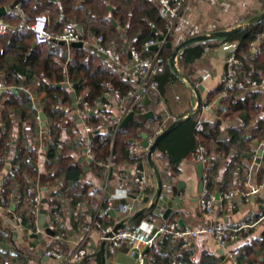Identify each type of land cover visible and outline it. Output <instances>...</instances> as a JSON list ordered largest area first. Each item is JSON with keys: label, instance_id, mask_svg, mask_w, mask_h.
I'll use <instances>...</instances> for the list:
<instances>
[{"label": "trees", "instance_id": "16d2710c", "mask_svg": "<svg viewBox=\"0 0 264 264\" xmlns=\"http://www.w3.org/2000/svg\"><path fill=\"white\" fill-rule=\"evenodd\" d=\"M17 1L19 0H0V7L9 4L13 6ZM258 1L261 6L252 8L248 17L264 10V0ZM58 4L59 7L53 0H24L23 9L28 22H32L40 14H46L49 18H59L64 14L62 28L65 23L77 22L84 30V39L89 40L93 35L103 36L106 45L123 51L122 54L126 58L127 53L123 49L125 39L142 56L147 57L154 52L146 48V43L159 41V37L166 33L168 21L162 15L156 0H61ZM2 19L11 25L10 32L6 36H0V49L4 51L0 55V82L5 78L6 87L9 89L7 92L9 96H6L5 100L4 95L0 97V123L3 122L6 127V132L0 136V174L8 177L4 197L8 203L11 194L17 191L25 193L39 180V154L24 135L15 145V156L9 158L13 146L14 123L11 119L13 114L19 115L21 122L30 125L34 136L35 130L37 133L39 130L36 124L37 113L31 110L32 103L28 100V93L24 90L18 94L10 92L13 87L18 88L26 83L38 92L45 93L42 107L49 119L48 129L54 141V145H49L47 152L46 170L49 174L48 182L55 188L50 196L54 199L52 206L58 205L60 210L56 209L55 214L63 216L64 201L69 199L73 206L80 204L83 206L90 199V195L86 193L87 183H83L88 171L79 162L74 163V158L69 154L68 144L73 141L71 136L66 141L62 140L63 125H69L62 107L70 106L73 100L70 89L58 85L67 81L74 87L76 99L83 96L90 104L94 111L90 116L92 127L101 123L99 114L104 111L98 108L100 104L110 100L107 94L114 91L125 94L135 88V85L124 80L118 70L102 61L90 48L66 44L38 46L34 44L33 35L27 30L22 16L9 12ZM114 21L125 34L114 26ZM262 33L264 22L257 23L227 39L193 44L185 48L178 58L185 75L198 85L196 66L203 60L206 49L225 43L238 44L234 52L239 61L236 65L238 73L236 85L228 88L222 83L207 96V102L214 104V113L218 120L204 121V130L198 132L196 126L199 114H196L164 138L157 150V160L164 162L178 174L180 164L190 157L198 160L199 147L205 146L216 164L215 168H204V173L207 174L205 182L213 193L218 190L222 193L229 192L231 188H237L240 193L247 192V188H241V182L247 183L250 165L256 161L254 160L256 144L264 143V88H252L254 82L261 83L264 78V41L260 52H254L251 47ZM111 41H115V45H109ZM169 42L173 43V40ZM173 51L167 46L161 51L164 63L155 79L158 84L157 90L149 93L151 105L160 101L178 105L175 100L176 94L180 95L183 103L191 101V91L170 66ZM224 93H227V97H223ZM142 108L146 110L148 106L142 105ZM190 111L191 108L178 114L172 111L174 114L168 115L170 120L167 123L165 122L168 116L161 114L157 121L166 129L173 123L174 118L178 120ZM141 113H143L141 109L135 111V114ZM223 123L228 124L226 130L222 127ZM144 133L148 136L152 134L137 120H132L126 127L121 128L115 138L109 127L105 131L96 132L91 136L94 160L90 168L95 174L102 176L105 168L102 164L108 162L111 154L116 156L120 165L132 164L135 160L129 153L131 141L142 140ZM73 145L77 146L75 143ZM86 145L88 140L83 139L79 146ZM9 159L12 166L19 165L16 172L6 173L5 166ZM146 160V157L140 158L141 162ZM258 175V179L264 182V166ZM139 193L135 188L133 194L139 196ZM29 209L30 214L22 216L23 223L36 228L35 213L30 207ZM145 219L147 218L144 214L126 229H134ZM98 223L102 228H108L114 227L117 220ZM2 237L0 233V241ZM173 242L177 246H173ZM182 245V242L166 237L154 247L145 250V254L151 264H192L187 252L183 255L176 252ZM239 249L242 252L240 260L243 263L256 264L264 253V232L260 238L249 241ZM210 264H214V261Z\"/></svg>", "mask_w": 264, "mask_h": 264}, {"label": "crops", "instance_id": "0c3cea01", "mask_svg": "<svg viewBox=\"0 0 264 264\" xmlns=\"http://www.w3.org/2000/svg\"><path fill=\"white\" fill-rule=\"evenodd\" d=\"M53 1L56 3V6L59 7L58 3H60L61 0ZM23 2L24 0H19L15 4L22 3L23 5ZM82 2L83 1H81L80 4H82ZM15 4L13 6H15ZM232 5V10H230L229 13H234L235 15L230 20L232 22L230 25H226L224 19L222 20L221 25L220 17L222 16V9L219 7L211 6L208 0H185V14L196 23H200L202 25L217 23L220 24L222 29H226L234 26L235 24H238L245 19L251 18V16H248L251 14L250 12L252 8L255 9V7L259 8L261 6L258 0H232ZM244 5L246 6L245 10L243 9ZM13 6L10 4L6 6V8L8 9V13L13 12L9 10ZM240 8L245 13L244 17L242 16V18H240L241 16L238 11ZM61 23L62 22L58 17L50 18V30L56 34L61 33L63 29ZM118 30L123 31L121 27L120 29L118 28ZM122 34L125 33L122 32ZM97 38L98 37L93 35L89 38V40L84 39L85 41L81 42L83 45L80 48H84L86 47V45H88L87 48H90V50H92V52L95 53L102 61L109 63L114 69L118 70L111 64V62H109L108 59L100 56L93 49L92 46ZM228 45L222 44L215 48H210L209 51H206L203 60L196 66V73L198 77L197 86H204V91L201 92L203 98V106L197 114H199V118L202 117L204 121L218 120L217 115L214 113V104L207 102V96L210 92L217 89L222 84V81L226 76L227 62L232 55L231 48L228 47ZM128 46L129 44L125 39L123 49L127 53V59H129ZM118 72L122 74L123 79L128 83L135 85V87L138 85L139 75L135 69H133L129 73L120 70H118ZM0 84H3L4 87L0 89V97L1 95H4L3 98L5 100L7 98L6 96H9L7 93L9 89H7L8 87H6L5 78L2 79V82H0ZM184 84L189 88L192 95L191 101L188 103H183L180 95L178 94H176L175 96V100L177 101L176 103H178V105L170 104L167 101H160L157 104L151 105L149 96L148 103L145 104L144 98L143 105L148 106V109L144 110L143 113L152 110L155 112L156 117L155 119L141 122L144 124V127H146L148 131H151L153 133L154 127L157 124H160L157 120L161 114H166L168 116L174 114L172 113V111L178 114L185 112L186 110H188V108H191L192 111L196 107L197 98L194 91L186 82H184ZM69 85L73 100V96H75L74 87L71 84ZM14 89H16V93L13 91ZM21 90L27 92L28 96L30 93L36 94L37 101L41 106V110H43L42 101L44 100L45 93L38 92L35 88L27 86L26 83L18 88L13 87L10 92L18 94ZM79 104V99H76L75 96V104L73 101L70 106L62 107V110L66 114V121L69 123V125H71L70 127H68L69 125L66 124L63 125L62 140L66 141L67 139H70L71 136L73 141L69 142L68 144L69 154L74 158V163L79 162L88 171L83 183H87L88 185L86 193L90 195V199H88V201H86L83 206L80 204V206L78 205L76 207L71 204V200L68 199L67 201H64L65 210L63 216L61 214H55V209L52 206V203H49V201L46 204L43 203L41 209L44 208L48 210L46 222H48L49 224H54L57 216L60 218V220L59 222H57V231L55 232L54 236H50L45 233V230H41L43 239L40 240V243L37 245L35 243V239H32L28 236L34 233H39L37 232V228H39V225L36 224L35 221L34 223L36 228H31L29 225H24L22 216L23 214H30V207L35 213L34 215L36 219L39 221L40 211L37 213L27 202H25L24 204L22 203V206H15L11 198L9 202L6 203V198L0 192V233H2L3 235L2 241H0V264H62L61 261L56 260L48 259L47 261H45L44 253L46 251H58L63 256H71L82 245H87L88 248L96 249V253L87 257L82 262L73 264H138L137 250L130 251L129 249L124 248L122 250H119L115 255L110 256L108 255L105 247V255L103 256V242L100 238V230L95 227L89 234V236H87L83 232V229L85 227L92 225L94 222L99 221L102 223H107L111 222L112 219L118 220L117 215L113 216V214H111L110 212L106 213L105 204L103 203V196L115 194L120 185L125 182V180L120 176L122 172H127L128 181L131 179L132 174L130 171L132 164L120 165L117 162V167L111 172H108L106 168H103L104 170L102 171V176L95 174V171L90 168L91 163L89 162V157L85 152V148L87 147V145L86 147L79 146L80 142L83 139H89V136L85 133L84 130V122L78 116ZM205 105L210 106V108L206 109ZM98 109H101V104ZM170 109H172V111ZM96 112L97 111H95V113ZM11 119L14 123V128L12 131L13 146L11 148L9 158L15 156V145L24 135V138L28 139L27 141L31 142V147L35 148L39 154V180L35 184L41 187V190L44 193V198L48 199V197L50 198V196L55 191V188H52V186L48 182L49 174L46 170V165L48 162L47 152L49 150L50 144L48 143V140L42 131V128L44 127H42V123L39 124L36 119V124H38L39 130L38 133L35 130L36 135L34 136L35 133L31 131L30 125H28V123L26 122H21V118L19 115L16 116L13 114ZM169 120L170 119L168 116L165 123H167ZM48 126L49 119L47 117V129ZM222 127L226 130L228 128V124L223 123ZM2 128L5 129L6 132V127L3 122L0 123V130ZM1 135L3 134L0 132V136ZM144 135L148 136L147 133H144L142 140L131 141V143H142L145 140ZM73 143L77 144V146H74ZM157 153L158 152L154 154V159L158 164L163 181L162 195H165L168 186H172L173 192L166 195L172 196L175 195V193H178L181 198V208H177V205L175 204L169 219H173L183 227H198L207 223L208 220L201 213L198 203L200 194L199 185L201 182V179L199 178V166L202 164L199 162V160H197V158L190 157L180 164L179 173L176 174L164 162L157 160ZM141 157L147 158V156H145L144 154L140 155L139 159ZM81 158L85 159L82 163L80 162ZM254 160H256L255 163L253 162L249 168L247 183L245 184V182H241V188H247L248 192L252 186H261L260 192L256 195H250L248 197L241 196L242 193L247 192H241L239 196H236L235 198L225 202L224 211L217 213L213 218V221L216 224L220 225L231 227L246 226L242 231H240L237 240L229 245L228 250L241 248L249 241L260 238L262 233L264 232V182L258 179L259 170H261L264 166V143L256 144L254 151ZM143 163L146 171L152 177V182L143 191L138 190L140 192L139 196L133 194V196L139 198V202L137 203V211L151 204L159 187L158 180L149 165L148 158L146 162ZM15 166L19 165L16 164L12 166L11 159H9V162L5 166L6 173L8 171L16 172L14 170ZM202 172H204V166H202ZM180 182L181 189L178 190V184ZM230 191L238 190L237 188H231ZM146 197H149V202L144 204V199ZM123 201L124 200H116L115 208H117L118 204ZM52 209L54 211H52ZM160 214L163 213L161 211L154 210L146 213L145 215L146 218H149L150 216L155 217L156 225H158L162 222ZM19 218L22 219V223L18 222ZM133 221H129L125 228L132 224ZM84 225L86 226L81 230ZM25 237H28L29 239L25 240ZM173 246L177 245L173 242ZM221 251L223 252V254H220ZM176 252L178 254L180 253V255H183L187 252L190 255L188 259H191L190 261L192 262V264H210L212 263V261H214V264H233L227 258V250L222 249L218 245L217 241L211 236H200L195 242L194 250L184 248L182 245L180 246V248H177ZM262 257H260L258 261L260 264H264V259Z\"/></svg>", "mask_w": 264, "mask_h": 264}, {"label": "built area", "instance_id": "2783aa9c", "mask_svg": "<svg viewBox=\"0 0 264 264\" xmlns=\"http://www.w3.org/2000/svg\"><path fill=\"white\" fill-rule=\"evenodd\" d=\"M159 3L161 13L164 18L167 19L166 33L162 35L164 41H150L146 43V48H151L158 45L159 48L151 56L144 57L139 51L133 46H128V53L131 54L129 59L125 58L117 48L113 46H108L105 44L104 37L100 36L95 40L93 44V49L100 56L105 57L111 62V64L120 71L131 72L133 69L139 75L138 85L129 90L127 93H122L120 91H114L111 94H107L110 100L101 105V109L104 111L99 114L101 118V123L92 127L90 125V116L94 112L90 104L85 100L84 97L79 98L81 106L78 108V116L84 122L85 133L89 136L87 145V155L90 159L94 160V153L92 150V139L96 132L105 131L108 127L111 129L114 138L118 135L120 129L122 128L123 122L128 115L131 113L135 114L136 110L142 108L144 98L149 96L150 92L157 90L158 84L156 82V76L160 73L161 68L164 63V59L161 55L162 49L166 46L167 42L171 39L173 40L174 46H179L184 41L194 38L206 33L221 30L220 24L209 23L202 25L192 21L185 14V0H157ZM211 6L219 7L223 11L228 12L232 10V0H208ZM9 10L23 16L24 22L27 30H29L34 39V43L38 46L41 45H60L66 44L71 46L74 43L84 42V30L77 22L65 23L61 33L56 34L50 30V18L47 15L40 14L34 18L32 22L27 21V16L24 12L22 3H18ZM59 20L65 21V15L61 14ZM240 23V22H239ZM11 30V25L3 19H0V36H6ZM264 41V33L260 34L257 39L252 43L251 47L254 52L261 51V45ZM88 44V43H87ZM228 45V43H225ZM88 45H86L87 47ZM228 47L231 48L232 55L228 59L226 76L224 77L222 83L226 87L232 88L236 85L238 80V73L236 65L239 61L235 57V50L238 48V44H229ZM209 51V49H206ZM4 53L0 50V55ZM4 88L3 84H0V89ZM253 89H263L264 88V78L261 83L254 82L252 85ZM223 97H227V93H224ZM29 101L32 103L31 110L37 113L36 119L38 123H42L40 116L38 114V107L35 101L37 97L30 93ZM209 109L210 106H206ZM156 118V117H155ZM176 119H173V122ZM165 128L162 124H157L154 127V131L151 136L148 137L149 147L153 145L156 138L164 132ZM196 130L201 132L204 130V119L202 117L198 118ZM44 135L46 136L48 143L54 145L52 139L51 131L46 128H42ZM1 133H5V129H1ZM148 148H143L142 146L132 143L129 147L130 157L135 160L131 165L132 177L128 181L127 172H122L120 176L125 180L117 190L115 194L104 195L103 203L105 204V211L109 213L116 210L117 224H119L124 219L132 216L137 212V203L139 198L133 196L134 188L139 191H143L152 182L151 175L146 171L144 163L140 161L139 156L144 154L148 155ZM198 160L204 166V168H215V161L209 156L208 150L205 146H200L198 151ZM111 172L117 167V159L114 154H111L108 162L102 164ZM19 166H15L14 170L17 171ZM250 177V176H249ZM207 174L203 172L204 188L199 194L198 203L201 213L208 220L207 223L198 227H183L178 222L171 221L169 218L164 219L163 214H160L162 222L156 225V218L150 216L149 218L143 220L134 229H122L117 233H114V227L102 228L98 222H94L83 229L84 234L89 236L92 230L96 227L100 230V238L103 244H105L108 255L113 256L119 250L124 248L130 251L137 250L138 264H151L148 260L145 249H150L157 244L159 241H163L166 237H171L174 241H180L183 243L184 248H189L194 250V245L196 240L200 236H211L214 238L218 245L227 250V258L233 264H249L243 263L240 260L242 252L239 248H234L228 250L229 245L236 241L240 231H242L246 226H225L216 224L213 221L215 215L219 212L224 211V203L240 195L238 191L225 192L220 195V200L217 201L216 193L211 192L205 182ZM8 177L2 176L0 174V192L2 195L6 192V184ZM261 186H252L247 193H242L241 196L248 197L250 195H256L260 192ZM173 192L172 186L167 187L165 194H170ZM11 200L15 206H19L24 202H27L31 207L38 213L43 205L44 193L39 185H32L27 189L25 193L21 191L14 192L11 194ZM50 203L53 202L52 197L47 199ZM116 200H124L118 204L115 208ZM218 202V204H217ZM264 207V204H263ZM54 209L60 210L58 205H54ZM60 218L57 216L54 224H50V229L54 232L57 231V222ZM19 223H22V219H18ZM38 220L35 223L38 224ZM37 232H41L37 228ZM96 253V249L88 248L86 246H81L74 254L71 256H63L58 251H46L44 256L50 260L61 261L62 264H73L77 262H82L87 257ZM264 259V256L262 257ZM9 264V263H6ZM260 264V263H259Z\"/></svg>", "mask_w": 264, "mask_h": 264}, {"label": "water", "instance_id": "95a60500", "mask_svg": "<svg viewBox=\"0 0 264 264\" xmlns=\"http://www.w3.org/2000/svg\"><path fill=\"white\" fill-rule=\"evenodd\" d=\"M110 9H112L110 7ZM8 13V9L6 7H0V19H2L6 14ZM264 22V10L262 12H260L259 14L245 19L243 21H241L238 24H235L234 26L230 27V28H226V29H222V30H218V31H214V32H210V33H206L194 38H190L186 41H184L183 43H181L179 46H174L172 42H167L166 46L168 48L173 49V54L172 57L170 58V66L173 70V72L179 77L181 78L184 82H186L194 91L196 98H197V104L196 107L186 116L175 120L170 126H168L164 132L159 135L155 142L153 143V145H151L149 147V142H148V136L144 135L145 140L138 144L140 146H142L143 148H148L149 147V152L147 155L148 158V162L150 167L152 168L154 175L156 176L157 180H158V190L154 196V199L152 200L151 204L141 210H138L137 212H135L132 216L124 219L123 221H121L119 224L116 225V227L114 228V233L119 232L120 230L124 229L127 225V223L129 221H133L135 219H137L138 217L150 212V211H161L163 213V218L164 219H168L173 211V207L176 204L177 208H181V198L178 195V193H175V195L172 196H168V195H162L163 193V181L161 178V174H160V170L158 167V164L156 163L155 159H154V154L157 152L159 145L161 143V141L166 138L168 135H170L173 131H175L178 127H180L182 124H184L189 118H191L192 116L196 115L202 108L203 106V98H202V94L201 92L204 91V86L203 85H199L197 86L194 82H192L185 74H183L179 67H178V58L180 56V54L183 52V50L193 44L196 43H204V42H212V41H218V40H223V39H227L239 32H242L248 28H250L251 26L257 24V23H261ZM114 26L119 28L118 24L114 21ZM164 41V37L160 36L159 37V42ZM83 44L81 42L79 43H74L72 44L73 47H81ZM159 48L158 45H155L153 47H151L150 49L152 51H157ZM129 56L131 57V54H129ZM65 87V88H69L70 85L69 83L66 81L63 84L58 85V87ZM77 86H75L76 88ZM15 93L17 92L16 89L13 90ZM35 96H37L36 94H34ZM73 101L75 104V96H73ZM35 103L37 104V107L39 109V114H40V119L42 121V127L46 128L47 126V117L46 114L43 110H41V106L39 104V102L36 100ZM145 104L148 103V96L145 97ZM151 119H155V112L150 110L146 113L143 114H134L131 113L130 115H128L126 117V119L123 122L122 127H125L129 122H131L132 120H137L140 122H146L148 120ZM1 132V130H0ZM85 152L87 153V148H85ZM84 158L80 159V162H84ZM89 162L92 163L93 160L89 158ZM199 178L201 179L200 185H199V192L201 193L203 191L204 188V180H203V172H202V165L199 166ZM181 189V182L178 184V190ZM220 195L221 192L220 190H218L216 192V199L217 201L220 200ZM149 202V197H146L144 199V204ZM43 203L46 204L48 203L47 199L43 200ZM218 204V202H217ZM52 211H54L52 209ZM111 214H113V216L116 215V211L113 210L110 212ZM48 214V210L47 209H41L40 210V217H39V229L40 230H45V233L50 235V236H54L55 232L52 231L50 229V224L48 222H46V216ZM16 236V235H15ZM32 239H35V243L38 245L40 243V240L43 239V234L41 232L39 233H34L30 236H28ZM25 237V240H28L29 238ZM103 256L105 255V244H103V250H102ZM220 254H223V252L221 251ZM48 258L45 257V261H47Z\"/></svg>", "mask_w": 264, "mask_h": 264}, {"label": "rangeland", "instance_id": "374dc122", "mask_svg": "<svg viewBox=\"0 0 264 264\" xmlns=\"http://www.w3.org/2000/svg\"><path fill=\"white\" fill-rule=\"evenodd\" d=\"M251 1H257V0H251ZM256 6V5H255ZM246 6L244 5V10L246 9L245 8ZM223 11V10H222ZM239 11V13H240V18H242V16L244 17V15H245V13H244V11L243 10H241V8L238 10ZM230 11H228V12H225V11H223L222 12V16L220 17L221 18V25H222V20L224 19V21L226 22V25H230L232 22L230 21L231 19H232V17H234V13L233 14H230L229 13ZM229 13V14H228ZM44 15H46V14H44ZM121 32H123V31H121ZM104 41H105V43H106V40H105V38H104ZM115 41H111V43H109V45H115ZM107 44H108V42H107ZM178 67H179V69H180V71L183 73V74H185L184 73V71L182 70V68L180 67V64H179V61H178ZM262 256H264V253L261 255V257ZM256 264H259V262H257Z\"/></svg>", "mask_w": 264, "mask_h": 264}]
</instances>
